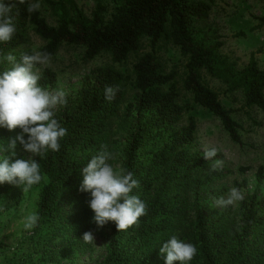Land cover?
<instances>
[{"label": "trees", "instance_id": "16d2710c", "mask_svg": "<svg viewBox=\"0 0 264 264\" xmlns=\"http://www.w3.org/2000/svg\"><path fill=\"white\" fill-rule=\"evenodd\" d=\"M42 1L55 5V1ZM112 1L115 12L109 19L105 18L106 8L102 4L88 16L71 1L69 11H64L58 25L51 26L40 10L27 11L30 0L23 4L19 0H0L13 6L17 29L11 41L0 43V73L6 70L3 56L12 53L19 59L21 53L34 52L18 51L27 44L30 28L44 42L39 51L50 53L51 59L64 46L83 48L87 61L109 54L113 63L124 65L135 57L132 73L109 66L94 70L85 78L81 90L67 96V104L55 110V118L67 129V135L60 141L58 152L47 150L34 159L40 165L42 179L33 185L40 189L36 212L40 219L32 235L38 238L46 229L53 231L51 237L41 239L44 251L40 261L50 262L55 257L54 229L63 224L58 200L64 191L82 210L80 223L94 216L88 210L91 194L79 191L81 170L93 156L104 150L108 152L109 123L126 104L127 133L121 173L134 174L139 186L130 195L144 201L147 210L125 231L118 232L114 222L105 225L111 232L107 255L94 264H156L159 248L173 236L197 247V255L188 264H264V199L246 195L237 201L242 212L239 224L225 215H209L201 205L202 182L194 175L209 170L211 160L206 161L189 149L195 143L197 125L192 117L186 125L182 124V118L193 106L183 102L179 89L181 84L192 102L219 118L231 140L241 144L239 123L222 104L220 94L210 86L206 76L221 82L226 93L241 94L246 107L264 112V68L252 56L246 66L237 69L234 63L219 58L220 45L197 38L196 23L208 19L217 0ZM164 44L179 49L181 77L177 68L169 70L158 54ZM148 48L150 51H146ZM56 80V73L46 70L38 83L48 90ZM107 85L119 87L114 101L104 100ZM129 86L133 93L129 92ZM20 131L0 127V151L13 162L21 159L23 150L17 145L16 156L11 157L8 140ZM230 173L220 166L208 173L206 181ZM3 187L12 196L20 197L25 186L5 183ZM235 187L241 190L237 183ZM226 192L220 191L208 200ZM186 195L193 200L191 218ZM85 228L93 232L97 225L87 222ZM5 254L0 250V258ZM29 256L30 259L22 257L18 264L32 262L33 257Z\"/></svg>", "mask_w": 264, "mask_h": 264}, {"label": "rangeland", "instance_id": "374dc122", "mask_svg": "<svg viewBox=\"0 0 264 264\" xmlns=\"http://www.w3.org/2000/svg\"><path fill=\"white\" fill-rule=\"evenodd\" d=\"M51 1H55V5L40 0L41 7L39 8L42 16L51 26L58 25L64 11H69L71 1L76 3L78 8L88 16L92 15L99 4L106 8V19H109L115 12V4L112 0ZM31 2L34 0H30ZM262 19H264V0H217L208 19L196 23V35L198 39H203L208 44L220 45L217 51L219 58L234 63L237 69L246 66L252 56L264 68ZM43 46L42 39L30 28L27 44L20 47L18 51L20 53L26 49L39 51ZM146 51H150V48ZM158 54L166 61L169 70L177 68L179 76H182V57L177 47L164 44ZM134 62L135 57H131L124 65L115 64L109 54H101L87 61L83 48L64 46L48 65L41 67L40 71L42 75L46 70L56 73L55 85L48 90L62 89L67 97L81 90L85 78L90 76L94 70L109 66L123 73H132ZM10 67L7 63L5 69ZM206 79L210 86L220 94L222 104L232 111V118L239 123L242 142L241 144L233 142L220 119L194 104L191 96L186 95L179 84L183 102L193 106V109L182 118V124L186 125L188 118L192 117L197 125L196 140L189 149L192 153L195 152L202 157L205 150L212 147L217 149V155L211 159L210 169L195 173L194 178L202 182L201 205L206 209V213L214 217L225 215L230 221L239 224L242 212L238 202L228 207H217L214 198L208 199L223 190H227V194L231 188L235 187V183L241 186L240 191L243 196L257 195L259 199H264V112L255 107H246L241 94L226 93V87L218 80L209 76H206ZM128 89L130 93H133L131 86ZM128 100L129 102L133 100L132 94ZM125 110L126 104L110 121L106 135L108 139L106 145L112 156L108 163L117 174L121 173L123 152L126 146ZM0 156H4L1 151ZM29 157L33 160L36 158L22 151L21 159ZM215 161H221L222 167H226L231 173L227 177L208 182L206 181L207 175L213 169ZM4 185H0V250L5 251L6 254L0 258V264H18L24 256L30 259L29 255L33 257V261L28 264H94L105 258L111 239L110 230L106 226L97 227V230L92 232L94 240L90 243L84 242L83 234L88 232L85 226L87 222L94 224L93 217L87 218L85 223H80L78 217L82 215V210L64 191L58 200L63 224L54 229L56 234L54 245L57 247L55 257L50 262L40 261L44 251L41 245L44 241L41 239L51 237L53 231L46 229L42 237L34 238L32 229L24 228L25 218L37 212L40 189L31 186L27 191L23 190L20 197H15L11 195L12 192L4 190ZM226 194L218 197L226 196ZM186 198H188L186 207L187 209L190 207L188 217L191 218L193 200L188 195ZM88 210L91 211L89 206ZM75 241H83V243L75 244ZM155 263L164 264L165 260L159 254Z\"/></svg>", "mask_w": 264, "mask_h": 264}, {"label": "clouds", "instance_id": "9594fccd", "mask_svg": "<svg viewBox=\"0 0 264 264\" xmlns=\"http://www.w3.org/2000/svg\"><path fill=\"white\" fill-rule=\"evenodd\" d=\"M25 0H19L23 4ZM12 5L0 2V43L9 42L16 33V25L12 16ZM41 7L40 0H34L27 6L29 13ZM11 67L0 73V127L9 131L20 129L14 138L8 140L7 151L11 157L16 156L17 145L26 153L41 156L45 151L60 150V141L67 135V129L55 118L58 106L67 104L66 93L62 89L49 91L39 85L42 78L41 67L51 61V54L34 51L32 54L21 53L19 59L8 53L2 58ZM119 87L107 85L104 89V100L114 101ZM217 149L212 147L204 151L203 158L213 159ZM112 156L106 150L88 160L82 167V182L79 191L90 193L89 208L94 213L93 222L103 227L114 222L118 232L125 231L135 225L139 218L146 214V203L136 195H130L139 182L131 171L117 174L108 163ZM222 166L215 161L212 171ZM40 165L31 157L15 159L0 156V185L5 183L21 186L27 191L40 183ZM241 191L233 187L226 196L214 198L217 207H228L241 201ZM40 217L36 213L29 214L24 220L26 230L33 229ZM82 240L90 243L94 240L91 231L83 234ZM165 264H188L197 255L198 249L192 243H186L176 236L171 237L159 248Z\"/></svg>", "mask_w": 264, "mask_h": 264}]
</instances>
